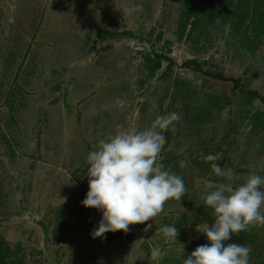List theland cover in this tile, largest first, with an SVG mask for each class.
<instances>
[{"label": "rangeland", "instance_id": "obj_1", "mask_svg": "<svg viewBox=\"0 0 264 264\" xmlns=\"http://www.w3.org/2000/svg\"><path fill=\"white\" fill-rule=\"evenodd\" d=\"M136 4L141 11L124 13ZM182 7L183 0H0V233L20 245L25 264H183L208 243L201 197L227 183L213 162L201 168L193 160L207 165L208 155L218 156L214 162L238 177L233 187L251 174L264 176V126L252 128L247 111L264 110V102L247 106L232 81L184 65L195 58L206 71L241 77L264 98V34L234 35L217 19L212 43L199 50L206 43L196 33L178 38ZM153 50L176 64L164 73V61L149 77L144 56ZM210 95L223 96L225 106ZM186 110L202 112L205 121L192 122ZM171 112L182 119L163 133L170 141L159 162L183 179L182 200L167 201L152 221L130 225L120 238L93 236L102 219L94 208L82 221L68 216L73 234L55 236L58 208L73 193L86 198L87 155L99 141L118 125L143 130ZM165 225L178 228L177 242L158 232ZM245 232L249 264H264V226ZM157 247L164 255L153 260Z\"/></svg>", "mask_w": 264, "mask_h": 264}, {"label": "clouds", "instance_id": "obj_2", "mask_svg": "<svg viewBox=\"0 0 264 264\" xmlns=\"http://www.w3.org/2000/svg\"><path fill=\"white\" fill-rule=\"evenodd\" d=\"M136 4L123 9L125 14L141 11ZM179 112L155 118L146 129L118 125L117 132L101 139L95 150L87 155L88 192L82 204L102 211V219L93 232L94 237L105 233H127L130 225L152 221L163 210L167 201L182 200L188 189L181 176L160 163V154L166 143L165 131H174V122L181 120ZM250 130V128H249ZM213 173L227 183L202 196L213 210L214 222L205 225L202 233L208 243L198 246L183 264H249L251 249L247 245L224 242L233 234L245 232L253 226H264V176L249 175L241 185L233 187L238 179L232 168H223L216 155H208ZM187 161H180V167ZM152 228L148 224L144 231ZM158 232L167 240L177 242L178 228L165 225ZM152 259H162L160 248H153Z\"/></svg>", "mask_w": 264, "mask_h": 264}, {"label": "trees", "instance_id": "obj_3", "mask_svg": "<svg viewBox=\"0 0 264 264\" xmlns=\"http://www.w3.org/2000/svg\"><path fill=\"white\" fill-rule=\"evenodd\" d=\"M217 19L228 22L234 35H246L249 30L253 31L256 36L261 37L264 34V0H183V7L178 23V38L182 39L186 35L191 37L196 33V41L204 39L206 43L202 45L203 48H199V50H205L207 48L206 45L209 46L212 43L211 26ZM107 34L115 36L117 32L108 31ZM122 35L134 36L135 34L132 30H123ZM159 39H161V35L159 36ZM249 48L251 49L252 47ZM144 60L149 77H154L156 75L157 71L163 67L164 61H167L168 63L167 69L164 73L176 64V61L172 57L161 50L159 52L153 50L152 52L147 53L144 56ZM184 65L206 73L212 78L223 81H232L233 89L241 94L242 102L247 106L251 105L256 99H260L264 102V98L260 93L255 89L249 88L247 83L244 82L241 77H227L223 72L218 70L206 71L203 68V64L195 58L187 60L184 62ZM210 97L217 99L218 102L215 106L218 105L217 107L219 109H222L225 106L226 103L223 102V96L210 95ZM247 111L250 113V125L252 128H257L261 125L264 126V110L251 111V109H248ZM186 112L188 113V117L194 123L205 121L202 112L190 113L188 110H186ZM166 139V141H170L169 136ZM199 148L206 149L205 143H202ZM193 162L196 166L201 168H203L204 164L207 168L211 163L209 162L206 165L205 161L197 160L196 158ZM82 201L83 199L78 193H73L68 202L58 208L57 217L55 218L56 225L53 228L55 236L64 238L63 234L67 230L73 234L74 225L69 223L68 216H74L79 221L88 217L87 208L83 206ZM204 205V221L208 224H212L214 222V216L212 215L213 210L206 204ZM178 220L179 222L183 221L180 219ZM178 220H176L174 224H180ZM44 225L47 227L46 224ZM19 249V244L14 247L11 246L0 233V264H25L23 256L18 252Z\"/></svg>", "mask_w": 264, "mask_h": 264}, {"label": "water", "instance_id": "obj_4", "mask_svg": "<svg viewBox=\"0 0 264 264\" xmlns=\"http://www.w3.org/2000/svg\"><path fill=\"white\" fill-rule=\"evenodd\" d=\"M127 234L125 232L122 231H116V232H108L104 234V239L105 240H110V239H116V238H120L123 236H126ZM246 232H241L239 234H233L231 236V239L228 241H225L224 244L225 246L229 243H237V244H245L246 243Z\"/></svg>", "mask_w": 264, "mask_h": 264}]
</instances>
